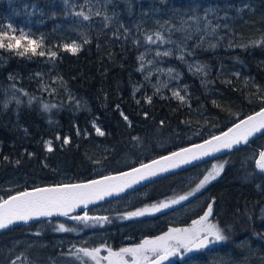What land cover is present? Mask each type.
Returning a JSON list of instances; mask_svg holds the SVG:
<instances>
[{"label":"trees","instance_id":"trees-1","mask_svg":"<svg viewBox=\"0 0 264 264\" xmlns=\"http://www.w3.org/2000/svg\"><path fill=\"white\" fill-rule=\"evenodd\" d=\"M232 1L228 2L229 17L221 26L211 29L202 24L172 31L191 59L204 68L197 72L176 59L169 60L179 68V86L187 87L181 102L167 88L157 90L153 79L140 69L145 36L134 28L130 32L121 29L120 24L131 23L142 7L165 13L185 9L188 0H165V4L111 0L113 11L108 15L114 18L109 26L77 21L64 0H0V25L23 27L35 38H44L45 51L51 48L57 53L55 60H49L47 55L19 57L0 50V198L37 187L87 182L140 166L208 140L264 107V44L252 43L264 37V0H250L242 10ZM85 37L89 43H83ZM73 41L81 44L76 55L62 49ZM48 76L55 78L56 86ZM94 122L105 135H97ZM65 138L69 143H63ZM48 141L51 152L46 148ZM263 149L264 135L217 159L225 163L220 181L212 184L218 192V209L240 203V186L231 181L232 176L245 168L248 150L255 162ZM251 165L254 169L247 171L254 170L253 177L261 174L264 180V173L255 163ZM9 180L17 183L7 188L3 183ZM256 182L246 184L249 203L256 201L250 189L259 185ZM171 183L161 190V183L154 185L148 199L140 202L147 205L180 195L172 193ZM248 212L252 216L251 207ZM117 219L112 217L103 228L82 231L110 232ZM69 220L46 219L0 231V235L20 238L40 233L51 241L55 223L75 226ZM189 225L186 219L183 226Z\"/></svg>","mask_w":264,"mask_h":264},{"label":"snow or ice","instance_id":"snow-or-ice-1","mask_svg":"<svg viewBox=\"0 0 264 264\" xmlns=\"http://www.w3.org/2000/svg\"><path fill=\"white\" fill-rule=\"evenodd\" d=\"M64 3L68 5L69 0H64ZM106 3H111V0H106ZM72 14L82 18L83 21H89L93 15H103L106 22L111 20V17L106 12L102 13L99 9L93 12L89 8L87 13L81 10L74 11ZM105 26H107V23ZM145 40L149 44H154L157 41L171 43L170 40L166 41L159 32L155 34V39H153L152 35H147ZM83 43H89L86 37ZM252 43L253 46L264 44V37ZM62 49L76 55L81 50V44L73 41L72 43L63 44ZM0 50L12 52L19 57L27 56L31 58L47 55L49 60L57 58V53L51 48L45 51L43 37L35 38L33 34L26 31L23 27L17 28L12 23H8L6 26L0 25ZM155 55L157 57L170 56L172 52L171 50L163 52L157 50ZM179 58L183 60L184 56L181 55ZM139 60L143 62L144 56L141 55ZM195 69L197 72H204L202 66L195 65ZM141 70H143V66H141ZM173 71V69H168L170 74ZM173 96L181 102L184 101V97L179 92H173ZM261 100L264 101V97H261ZM148 101L149 103L151 102L150 97ZM52 107H55V105ZM48 108L49 105L45 104L44 110H48ZM121 115L124 116L125 120H128V117L123 112H121ZM93 128L97 135H105L104 131L95 122L93 123ZM262 132H264V107L254 114L248 115L245 119L239 120L221 135H214L202 144L182 148L169 156L153 160L149 164H141L140 167L133 168L129 172H122L119 175H105L101 179H94L82 184L65 183L52 187H37L32 191H21L10 195L7 199L0 198V231L18 223L28 224L33 220L53 216L67 217L85 226H96V224L103 226L104 222H108V217L106 216L90 217L87 213L84 215H70V213L80 206L87 208L88 204L103 200L106 196L118 195L126 188L132 187L133 184H138L142 180L156 176L161 172H166L171 168H177L181 164L190 163L193 160L210 156L224 149L231 150L240 145H247L251 137ZM63 143H69L68 138H65ZM46 148L49 152L53 150L51 141L46 143ZM255 166L261 173H264V151L259 152V158L255 160ZM223 168L224 164H213L212 170L199 181L192 191L170 200L153 204L150 207L129 212L124 218L133 219L151 215L187 201L189 197L195 195L196 192H199L208 183L216 179L223 171ZM212 214L213 205L209 203L207 210L199 219L193 220L191 227L170 228L163 235L145 238L136 245L121 247L119 250H113L107 245L102 247H76V245H73L70 252L80 264H164L169 258L181 255L182 251L184 253L199 251L208 247L209 244L228 240L229 237L225 234L224 229L210 219ZM90 221L94 223L89 225ZM55 231L77 232L78 230L74 227H66L63 223H60L56 225ZM39 234L36 233V235ZM102 251L106 252L107 255L101 256L100 253ZM11 264H16V260H13Z\"/></svg>","mask_w":264,"mask_h":264},{"label":"rangeland","instance_id":"rangeland-1","mask_svg":"<svg viewBox=\"0 0 264 264\" xmlns=\"http://www.w3.org/2000/svg\"><path fill=\"white\" fill-rule=\"evenodd\" d=\"M159 1L163 4L166 3L165 0ZM228 2L234 1L188 0L185 9L182 10L174 8L165 13L159 10L153 11L151 8L145 9L142 7L139 9L137 17L131 23L121 22V29H124L128 32H130V29L134 28L138 33H141L144 36L152 35L153 39H155V34L159 32L166 41H171V43H161L160 41H157L154 44H149L146 42V40L144 41L145 52L141 54L144 56V60L143 62L140 61V69L141 66H143L142 71L149 79H153L157 90H163L167 88L170 91L172 97L176 100L179 99L173 96V92H179L180 95L184 97L183 92L187 89V87L184 85L179 86L181 79V74L178 71L179 68L173 67L169 60L176 59L183 65H185V67H188L191 70L195 69V65H201L191 59V55H189V52L186 50L183 42L174 37L172 31L181 32L185 29H190L193 27L197 28L202 24L205 26H209L211 29H215L216 27L221 26L223 24V21L229 17L227 12L230 11L231 8H229L230 5ZM235 3L237 4V9L242 10L250 4V0H236ZM67 7L71 10L72 13L74 11L81 10L87 13L89 8H91L93 12L99 9L102 13L106 12V14L108 15V12L112 10L109 7V3H106V0H69ZM108 16L111 17V20L114 18V15ZM208 16H213L214 18L208 19ZM96 17H99L100 20H96ZM74 18L77 21L82 20V18L76 17L75 15ZM110 21L106 22L103 18V15H93L92 18L86 22L88 25H95V23L105 25L107 23V26H109ZM157 50L161 52L171 50L172 55L157 57L155 55ZM181 55L184 56L183 60L179 58ZM149 61H151V63H149ZM168 69H173L174 71L170 74L168 72ZM48 77L49 80H51V83L56 86L57 82L55 78L51 76ZM52 89L53 88H50V90ZM259 138H257L256 140H258ZM256 145H258V143H256ZM251 148H255V146L252 145ZM247 156L248 158L245 157V168L242 169L244 172L240 169L237 171V174H239L237 176L239 178L236 179L238 180L237 184L243 182H253V175L255 174L254 170H252L251 172L247 170H250L251 168L254 169V165H251L252 162L255 163L254 155H252L250 150H248ZM213 164L219 165L225 163L223 161L215 160L203 164L198 168L189 171L188 173L170 179V181L166 180L164 183H161L159 185V190H161L166 184L173 182L177 183L179 186V191L177 190V192H179L180 195H184L189 191H192L199 183V181L202 180L203 177L212 170ZM217 178L208 183L199 192H196L195 195L189 197L191 199L190 201H183L179 205H173L172 207H170L176 208L177 206H179V208L175 209L173 213L166 215V219H172L174 223L173 227L178 226L176 224L179 223V221H185L186 219H190L191 221L195 214V211L202 208L203 211L206 210L205 207H202L207 199V194L205 193V191L207 187L211 183H213V181L217 180ZM16 183L17 181L9 180L5 181L3 185L7 186V188H10ZM187 187H191V189L188 191H184L183 189ZM178 196L179 195H170L166 198V201ZM136 197L144 198L145 194L142 192L137 195H132L130 196V198H127L125 200L115 201L113 205L108 204L102 207V209L96 208L93 209L91 213L83 212L81 213V215L87 213V215L90 217L106 216L108 217V221H110V215L114 218H117L119 216V219H117L116 221L123 222L124 220H127L124 218L127 213L151 206L150 204L144 205L143 203H140L137 204V206L135 205L129 212H118L115 210L118 207L124 208L125 205L131 206L132 204H135L134 202H136V200L138 199H135ZM196 197L198 198L193 200V198ZM158 203L159 202H157L156 204ZM162 219H165V217H162ZM68 222L71 225L75 223V226L73 225L68 227H74L79 230L77 232H57L54 228L53 231L55 234L51 238V241H47L42 236H40V234L36 235L35 233H31L29 236L20 238H8L7 235H0V264H11L13 260H16V264H80V262L76 260L70 252L73 245H76V247H102V245L100 244L101 233L99 231L84 233L82 230L87 229L88 227L93 228L96 226L98 228H103L106 225V222L103 223V226H100L99 224H96V226H85L84 224L75 220H69ZM60 223L62 222H56L54 226L56 227V225ZM93 223V221H90L89 225ZM188 227H191V225L183 226L182 228ZM129 246L133 245H123V247ZM215 246L216 243L209 244L208 249L202 251L194 258H192V255L182 252L180 256L172 257V259L173 261H178L179 264H241L239 259L237 260L232 257L215 253L213 251ZM54 251H58V253H52ZM101 253L104 252L102 251ZM104 255L106 254L104 253ZM17 257H19V259H17Z\"/></svg>","mask_w":264,"mask_h":264},{"label":"flooded vegetation","instance_id":"flooded-vegetation-1","mask_svg":"<svg viewBox=\"0 0 264 264\" xmlns=\"http://www.w3.org/2000/svg\"><path fill=\"white\" fill-rule=\"evenodd\" d=\"M258 158L259 156L256 159ZM201 165H197L194 168H190V171L195 168H198ZM221 175L218 176L217 180L213 181V183H211L207 187L205 191V193L207 194V199L204 205H202V207H205V209L207 210V205L209 203H212L213 214L210 219L213 222L218 223L219 226H221L224 229L225 234L229 237L227 241H229L231 244L227 245L226 243L227 241L216 243V246L214 247L213 251L223 256L232 257L237 260L239 259L241 264H263L264 263V180L262 179L263 175L260 174L259 176H256V179L254 178L253 182L257 181L255 184L259 183V185H254L250 188L255 194L254 197L256 198V201L252 203H249L247 201L248 199L247 187H246L247 182L239 183L240 186L239 188L241 190L240 203L239 204L236 203L235 205H232L231 208H226L225 205L224 210H222V208L220 209L217 208L218 192H215V188L214 189L212 188V184L220 181ZM238 175L239 174H237L236 172L232 176V178L234 179L233 180L231 179V181L235 184L238 183V180H236L237 178H239L237 177ZM165 179L166 177L157 182H154V184L152 183L142 189L137 190L135 193L129 196L122 197L117 201L125 200L127 198H130V196L132 195H137L142 192L145 194L144 199H148L151 191L153 190L152 187L159 183H164L166 181ZM168 180L170 181V179ZM178 188L179 186L177 183H171L172 193L176 192ZM137 198L138 197H136L135 199ZM197 198L198 197L193 198V200ZM142 199L143 197L138 198L136 202H134L135 204H132L131 206L125 205L124 208L118 207L115 210L118 212L119 211L129 212L133 209L132 207H134L137 204H140L141 203L140 201ZM190 200L191 199L189 198L187 201ZM163 201H166V198H163L157 202L160 203ZM114 202H108L97 208L102 209V207L108 204L113 205ZM157 202H152L150 205L156 204ZM250 207L252 208V212H251L252 216H250V213L248 212V209ZM178 208L179 206H177L176 208H168L163 210V212H160L157 215H152V214L145 215L142 217L127 219L124 220L123 222H118L117 226L113 227L112 231L109 230L110 232L101 233L100 244L102 246L107 245L111 247L113 250H119L125 244L136 245L145 238H154L156 236L163 235L170 228H182L183 225L185 224L184 220L179 221V223L176 224L178 226L173 227L174 223L172 219H166V215L173 213V211ZM202 211L203 208L195 211V214L192 220L190 221V225H192L193 220L199 219L200 216L204 214L205 211L203 212ZM162 217H165V219H162ZM111 218L112 216L110 215V219ZM206 249H208V247L196 252H190L188 254L192 255V258H194L196 257V255H198L202 251H205ZM104 253L107 255L106 252ZM104 253H101V256H103ZM167 264H179V262L176 260L173 261L171 257L169 258V260H167Z\"/></svg>","mask_w":264,"mask_h":264},{"label":"water","instance_id":"water-1","mask_svg":"<svg viewBox=\"0 0 264 264\" xmlns=\"http://www.w3.org/2000/svg\"><path fill=\"white\" fill-rule=\"evenodd\" d=\"M258 111H259V110H258ZM256 112H257V111H256ZM253 114H254V113H253ZM251 115H252V114H251ZM245 118H246V117H245ZM245 118H242V119H245ZM242 119H241V120H242ZM237 122H238V121H237ZM237 122H236V123H237ZM233 126H234V124L231 125L229 128H231V127H233ZM229 128H228V129H229ZM228 129H226L225 131H227ZM225 131H224V132H225ZM222 133H223V132H222ZM222 133H220V134H218V135H221ZM262 135H264V132H262V133H257L255 136H253V137L250 138L249 143H250L251 141L256 140L258 137H260V136H262ZM210 139H211V138H210ZM208 140H209V139H208ZM205 141H206V140H205ZM205 141H203V142H201V143H198V144H202V143H204ZM194 145H196V144H194ZM194 145H190V146H187V147H185V148L193 147ZM241 146H243V145H240V146H238V147H234V148L231 149V150L224 149V150H222V151H220V152H217V153H214V154H212V155H210V156H205V157H202V158H200V159L193 160V161H191L190 163H187V164H181V165H180L179 167H177V168H171V169H169V170L166 171V172H161V173L157 174L156 176H152V177H149L148 179H145V180L140 181V183H138V184H133L132 187H130V188H126L123 192L119 193L118 195L113 194V195H111V196H106L103 200H99V201H97V202H95V203H90V204H88L87 208H85V207H83V206H80V207H78L74 212L70 213V215L80 214V213H82V212H84V211H86V210L93 209V208H95V207H97V206H101V205H103V204H105V203L112 202V201H114V200L120 199V198H122V197H124V196H127V195L131 194L132 192H135V191H137V190H139V189H141V188H143V187H146V186H148V185H150V184H152V183H154V182H157V181L161 180V179L164 178V177H167V176H170V175L175 174V173H177V172H180V171H183V170H186V169L192 168V167H194V166H196V165H199V164H201V163H205V162H208V161H212V160H215V159L221 158V157H223V156H225V155H227V154H229V153L234 152L236 149L240 148ZM180 150H181V149L176 150V151H180ZM176 151H174V152H176ZM262 151H264V149H263ZM172 153H173V152H171V153H169V154H166V155H163V156H169V155H171ZM163 156H161V157H163ZM161 157H158V158H156V159H154V160H158V159H160ZM152 161H153V160H152ZM152 161L147 162V163H144V164H149V163H151ZM138 167H140V166H136V167H133V168H138ZM133 168H130V169H128V170H124V171H121V172H118V173L109 174V175H119V174L122 173V172H129V171H131ZM101 178H102V177L97 178V179H101ZM90 181H91V180H90ZM90 181L82 182V183H88V182H90ZM82 183H74V184H82ZM44 187H52V186H44ZM33 189H35V188H33ZM33 189H29V190H26V191H32ZM161 212H163V211H161ZM159 213H160V212H157V213H154V214H152V215H157V214H159ZM56 218H64V217H63V216H53V217H49V218H40L39 220H33V221H30L28 224L37 223V222H40V221L45 220V219H56ZM28 224L18 223V224L12 225V226H11L10 228H8V229H12V228H15V227H20V226H25V225H28ZM5 230H7V229H5ZM3 231H4V230H3ZM193 252H195V251H193ZM166 263H167V261L164 262V264H166Z\"/></svg>","mask_w":264,"mask_h":264},{"label":"bare ground","instance_id":"bare-ground-1","mask_svg":"<svg viewBox=\"0 0 264 264\" xmlns=\"http://www.w3.org/2000/svg\"><path fill=\"white\" fill-rule=\"evenodd\" d=\"M154 184V183H153Z\"/></svg>","mask_w":264,"mask_h":264}]
</instances>
